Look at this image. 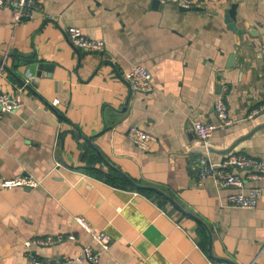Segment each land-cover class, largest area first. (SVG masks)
I'll return each instance as SVG.
<instances>
[{
	"label": "crops",
	"instance_id": "obj_1",
	"mask_svg": "<svg viewBox=\"0 0 264 264\" xmlns=\"http://www.w3.org/2000/svg\"><path fill=\"white\" fill-rule=\"evenodd\" d=\"M40 4L16 24L0 7V91L22 86L20 106L0 116V180L41 179L0 186V264H32L21 243L47 234L75 239L32 244L41 259L99 248L76 215L110 236L96 264H264V177L245 181L243 188L260 187L245 208L227 201L235 186L196 173L202 152L219 163L227 147L264 160V109L247 116L264 102V0ZM231 6L240 33L224 19ZM69 25L103 39L104 49L73 46ZM132 63L150 70V90L124 80ZM222 89L233 123L204 144L191 120L216 122ZM130 124L156 140L138 147L126 136Z\"/></svg>",
	"mask_w": 264,
	"mask_h": 264
},
{
	"label": "built area",
	"instance_id": "obj_2",
	"mask_svg": "<svg viewBox=\"0 0 264 264\" xmlns=\"http://www.w3.org/2000/svg\"><path fill=\"white\" fill-rule=\"evenodd\" d=\"M160 2L171 1L182 7H191L194 0H158ZM0 7L11 9L13 23L30 19L36 16L40 11V0H0ZM68 40L77 48L86 52H101L105 43L101 38L87 36L78 26L69 25L64 29ZM4 63L0 62V76L3 74ZM25 79H29L31 72L26 69L24 72ZM122 77L128 83L132 90L138 92H146L153 86L150 70L140 63H132L128 68L122 71ZM22 86L17 87L13 91H0V116L4 112L15 111L21 104ZM59 99L54 98L51 104L58 103ZM213 112L216 116V122L203 118L195 117L191 120V129L202 140L204 144L212 135L213 130L217 126H229L233 123L224 99V90H220L213 101ZM264 109V102L250 109L248 117L258 114ZM126 136L138 147L145 149L150 142L156 140V136L136 124H130L126 129ZM196 173L201 179L203 177H216L222 185L235 186L236 191L227 195L229 204L240 207H253L257 203L260 193V187L257 185L243 188L248 179H260L264 177V160L260 157L249 155L241 152L226 153L219 163L210 160L206 153L202 152L196 161ZM41 179L31 174H17L13 177L0 180L1 187H11L15 185L33 187L38 185ZM75 220L89 232L93 240L98 244L99 248L95 249L91 244H83L76 255L62 256L54 260H46L38 258L31 250V245H49L63 241L65 238L74 240L75 235L69 233L63 234H47L36 236L22 241V247L32 264H76L82 262H90L96 264L99 260L100 252L107 250L110 244V236L103 230L93 228L81 215H76ZM257 264V263H251Z\"/></svg>",
	"mask_w": 264,
	"mask_h": 264
},
{
	"label": "water",
	"instance_id": "obj_3",
	"mask_svg": "<svg viewBox=\"0 0 264 264\" xmlns=\"http://www.w3.org/2000/svg\"><path fill=\"white\" fill-rule=\"evenodd\" d=\"M182 8H185V7H182ZM233 13H234V8H233V6H231V8L227 11V13L224 16L225 22H226L228 28H232V29L236 30L237 33H240L241 30L237 29L234 22H233ZM21 81L23 82V80H21ZM258 127H260V125L256 126L255 128H258ZM229 151H230V147L219 150V152H221V153H228ZM134 185L140 186L136 183H134ZM176 206L180 209V207L178 205H176Z\"/></svg>",
	"mask_w": 264,
	"mask_h": 264
}]
</instances>
